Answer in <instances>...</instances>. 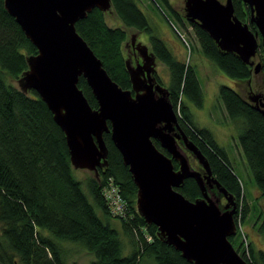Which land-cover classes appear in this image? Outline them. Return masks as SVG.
<instances>
[{
  "label": "trees",
  "instance_id": "16d2710c",
  "mask_svg": "<svg viewBox=\"0 0 264 264\" xmlns=\"http://www.w3.org/2000/svg\"><path fill=\"white\" fill-rule=\"evenodd\" d=\"M158 1L178 27L192 29L203 56L235 83L236 89L220 86L219 99L230 119L243 121L239 146L255 190L264 199V117L239 92L243 87L248 90L252 87L253 68L242 63L235 54L220 51L206 32L175 13L167 0ZM233 5L234 15L243 23H249L248 6L240 0H233ZM109 13L114 14L123 27L152 35L151 50L169 72L166 89L180 127L208 161L213 177L234 197L236 209L241 205L245 221L251 208L231 158L214 141L212 134L193 120L186 105H202L196 70L173 56L164 40L155 34L157 31L149 26L136 0H111ZM249 28L256 30L252 24ZM75 29L109 77L123 90H130L122 51L126 32L119 27L110 28L105 13L98 9L77 22ZM259 49L262 53V48ZM36 53L0 0V264H66V242L92 255L94 259L90 264H189L179 252L157 238L154 225H146L137 214L136 186L109 134H103L108 149L107 166L98 169V177L93 174L86 181L87 194L83 191L82 182L73 175L65 136L45 103L35 91L25 94L17 88V80L27 70V58ZM262 72L264 74V66ZM78 88L90 107L97 109V102L83 78L79 79ZM152 142L169 157L157 141ZM172 164L177 170V163L172 161ZM108 179L118 187L126 205L124 217H112L109 213L101 193ZM177 191L191 202L201 197L193 179L185 180ZM94 206L107 220L120 223L122 234L131 244L128 253L123 250L119 232L98 218ZM254 216L259 218V215ZM236 236L228 240L241 255ZM248 252V258L241 256L247 264H264V253L254 250L251 244Z\"/></svg>",
  "mask_w": 264,
  "mask_h": 264
},
{
  "label": "water",
  "instance_id": "95a60500",
  "mask_svg": "<svg viewBox=\"0 0 264 264\" xmlns=\"http://www.w3.org/2000/svg\"><path fill=\"white\" fill-rule=\"evenodd\" d=\"M240 1L250 10L249 23L234 15L233 0H184L185 19L206 32L220 51L235 54L258 74L264 66V0ZM3 6L37 51L27 58L17 88L25 94L35 91L45 103L65 136L72 169L98 177V169L107 166L103 134H109L136 186L137 214L157 228L162 243L189 264H247L228 240L236 235L234 197L213 177L208 161L181 129L167 89L153 77L154 54L137 44L143 63L133 66L125 60L131 89L123 90L76 32L75 24L92 10L111 12V0H3ZM260 47L263 62L255 64ZM80 78L97 109L78 88ZM260 99V92L248 96L264 117ZM188 155L200 171L192 168ZM188 179L201 193L193 202L177 191Z\"/></svg>",
  "mask_w": 264,
  "mask_h": 264
},
{
  "label": "rangeland",
  "instance_id": "374dc122",
  "mask_svg": "<svg viewBox=\"0 0 264 264\" xmlns=\"http://www.w3.org/2000/svg\"><path fill=\"white\" fill-rule=\"evenodd\" d=\"M176 1L170 0L171 4L176 2V5L183 6L182 0ZM221 1L223 2L224 0ZM136 3L138 8L147 18L149 26L154 29V32L157 31L155 34L164 40L166 46L171 51L175 43L180 45L179 52H177L176 49H173V56L178 60L182 59L185 65L189 64L196 70L202 91V105L201 107H196L192 103H187L186 105L193 120L199 125V127L208 130L212 134L214 141L219 146L223 147L231 158L236 175L241 181V186L244 190L247 203L251 208V213L245 221L242 220L241 209H238L240 216L235 217V224L236 226L239 224V228L241 229L240 232L246 235L248 239L246 240L248 248L251 244L254 250L264 253V228H261L264 221V199L261 198L255 190L252 175L246 167L239 146V136L244 130V124L241 119H230L219 99L220 86L236 89L235 83L218 70L211 61L203 56L199 50L192 29L190 27H178L163 6L158 5V3L160 4L159 1L157 3L156 0H154L153 3L155 4H153L151 0H136ZM105 21L110 28L119 27L124 30L126 32V39L129 38L130 34L136 33L133 29L123 27L114 14L105 13ZM172 26H174V28L183 36L185 43L181 42L175 33L176 31L172 30ZM139 40L143 44L149 45L148 36L146 34H141ZM258 41L260 42V38H258ZM262 58L263 52L261 53L260 49H258L256 57L254 58L255 64L262 62ZM262 70L258 74L253 73L252 77L251 88L256 89L257 91H260L264 85V74ZM156 72L161 86L166 88L170 79L167 67L162 63L157 62ZM9 82L16 86L15 82ZM73 175L78 181L82 182L83 191L87 194L86 181L92 178L93 173L87 170H73ZM88 199L93 203L90 196H88ZM240 206L241 205H239V207ZM94 210L98 218L104 224H110L113 229L119 232L123 250L125 253H128L131 244L129 239L122 234L120 223L117 220H107L103 216L101 210L96 206H94ZM258 212H260V214H258ZM254 215H259V218L255 219ZM236 238L240 246L241 255H239L242 256L245 254V243L241 233H237ZM66 243L67 244H64L67 251L65 256L66 264H90L94 259L92 255L76 246V244ZM125 253L123 254L126 255Z\"/></svg>",
  "mask_w": 264,
  "mask_h": 264
},
{
  "label": "flooded vegetation",
  "instance_id": "af4514ba",
  "mask_svg": "<svg viewBox=\"0 0 264 264\" xmlns=\"http://www.w3.org/2000/svg\"><path fill=\"white\" fill-rule=\"evenodd\" d=\"M167 1L171 5V7H172V9L174 10L175 13L181 14L185 18L184 0H182V2H183V6L182 7L176 5V2H177L176 0H174L176 2L175 3L173 2V4H171L170 0H167ZM135 32L136 33H134V34H130L129 38L126 39V41L123 43V46H122V51H123L124 59L125 60H131V63H132L133 66H136L137 64H142L143 63L142 59L140 58L139 52L136 49L137 48V44L145 45L148 48V53L149 54L153 53L152 50H151V44H150V39H151L152 35L150 36L147 33L138 32L136 30H135ZM141 34H146L148 36V43H149V45L143 44L139 40ZM132 38L134 39V45H132ZM173 43H175V42H173ZM173 49H176L177 52H179L180 45L177 44V43H175L174 47L172 48V52H173ZM180 60L182 61V59H180ZM155 61H156V64H157V62H159L156 57H155ZM153 77L155 78L156 83L160 84L159 83L160 80H159L158 74L156 72V66H155V72L153 74ZM248 88H250V89L248 90L246 87H243V88L239 89V92H241L242 95H244L247 98V100H248V96L252 92L253 93L260 92L261 93V99L259 101H263L264 102V85H263V88L260 91H257L256 89H253L251 87H248ZM249 103L251 104V102H249ZM251 105H253V104H251ZM188 157H189V163L192 166V168L194 170L200 171V167L198 166L197 162L195 160H193L189 155H188ZM222 204H225V200H222ZM240 208L241 207L238 206V209L239 210H240ZM238 209H237V211L235 213V217L236 216H240V213H239V210Z\"/></svg>",
  "mask_w": 264,
  "mask_h": 264
},
{
  "label": "built area",
  "instance_id": "2783aa9c",
  "mask_svg": "<svg viewBox=\"0 0 264 264\" xmlns=\"http://www.w3.org/2000/svg\"><path fill=\"white\" fill-rule=\"evenodd\" d=\"M177 35L179 38L182 40V42L185 43V40L183 39V36L175 29ZM103 198L105 199L109 213L111 214L112 217H124L126 215L127 209L126 205L123 202L121 196H120V191L116 185L113 184L112 179H108L105 181V184L103 186V189L101 191ZM236 225V224H235ZM236 234L241 233V236L243 237V241L245 243V256L248 258L249 252H248V244L246 243L247 237L245 234L240 232L239 224L236 226Z\"/></svg>",
  "mask_w": 264,
  "mask_h": 264
}]
</instances>
